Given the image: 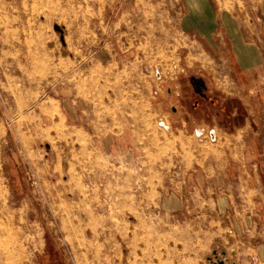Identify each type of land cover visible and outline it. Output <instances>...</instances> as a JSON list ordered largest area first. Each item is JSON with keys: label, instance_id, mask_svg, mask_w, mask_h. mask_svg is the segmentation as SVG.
Here are the masks:
<instances>
[{"label": "rangeland", "instance_id": "obj_1", "mask_svg": "<svg viewBox=\"0 0 264 264\" xmlns=\"http://www.w3.org/2000/svg\"><path fill=\"white\" fill-rule=\"evenodd\" d=\"M167 11L0 0V264H264V220L226 174L242 158L208 131L167 127L169 103L177 118L240 124L209 75L178 74L185 60L223 64ZM215 192L233 197V218Z\"/></svg>", "mask_w": 264, "mask_h": 264}, {"label": "crops", "instance_id": "obj_2", "mask_svg": "<svg viewBox=\"0 0 264 264\" xmlns=\"http://www.w3.org/2000/svg\"><path fill=\"white\" fill-rule=\"evenodd\" d=\"M166 1L167 12L178 16L180 29L197 38L200 46L207 48L215 60L224 65L218 72L212 73L206 69L195 70V62L201 63L200 60L191 63L185 60L178 74L182 73L185 77L188 72L194 73L196 75L191 76L194 79H205L209 75L215 94L233 98L231 124L240 123L231 125L228 133L218 124L203 119L195 121L187 114L177 118L180 110L174 103H169L167 127L177 134H195L198 137L208 131L215 140L220 137L223 143H230L233 152L236 151L237 157L242 160L234 165L231 163L226 174L231 176V184L233 176L243 180L239 185L234 182L233 185L237 186V190L251 191L250 215L264 220V0H240L241 6L234 2L229 8L217 4L215 0ZM189 54H193L192 51ZM173 77L175 79L177 74ZM211 84L206 85L207 89ZM207 89L205 94H208ZM171 92L177 102L180 95L178 86L167 90L168 94ZM164 103L165 100L160 101L161 106ZM259 128L262 134H259ZM102 144L98 143L99 146ZM226 195L215 192L209 198L215 209L221 213L229 209L233 218V197Z\"/></svg>", "mask_w": 264, "mask_h": 264}]
</instances>
